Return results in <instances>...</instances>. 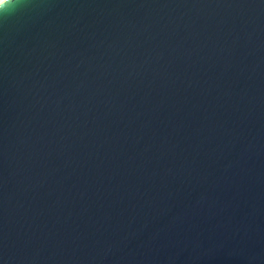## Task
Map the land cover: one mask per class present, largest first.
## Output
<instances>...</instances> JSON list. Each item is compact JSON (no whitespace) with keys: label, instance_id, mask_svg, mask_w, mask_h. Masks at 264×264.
I'll return each instance as SVG.
<instances>
[{"label":"water","instance_id":"1","mask_svg":"<svg viewBox=\"0 0 264 264\" xmlns=\"http://www.w3.org/2000/svg\"><path fill=\"white\" fill-rule=\"evenodd\" d=\"M0 264H264V0L2 3Z\"/></svg>","mask_w":264,"mask_h":264},{"label":"snow or ice","instance_id":"2","mask_svg":"<svg viewBox=\"0 0 264 264\" xmlns=\"http://www.w3.org/2000/svg\"><path fill=\"white\" fill-rule=\"evenodd\" d=\"M15 4L22 7V6H25L27 3L30 2V0H14ZM9 3H6L4 5V8H6L8 6Z\"/></svg>","mask_w":264,"mask_h":264},{"label":"bare ground","instance_id":"3","mask_svg":"<svg viewBox=\"0 0 264 264\" xmlns=\"http://www.w3.org/2000/svg\"><path fill=\"white\" fill-rule=\"evenodd\" d=\"M6 0H0V5L2 4V3H4Z\"/></svg>","mask_w":264,"mask_h":264}]
</instances>
